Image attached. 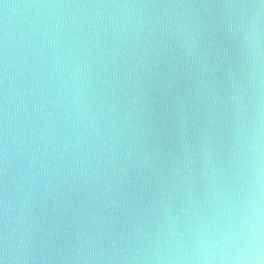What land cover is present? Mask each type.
I'll list each match as a JSON object with an SVG mask.
<instances>
[{
	"label": "clouds",
	"instance_id": "obj_1",
	"mask_svg": "<svg viewBox=\"0 0 264 264\" xmlns=\"http://www.w3.org/2000/svg\"><path fill=\"white\" fill-rule=\"evenodd\" d=\"M28 7L72 15L0 39V264H264V0Z\"/></svg>",
	"mask_w": 264,
	"mask_h": 264
},
{
	"label": "water",
	"instance_id": "obj_2",
	"mask_svg": "<svg viewBox=\"0 0 264 264\" xmlns=\"http://www.w3.org/2000/svg\"><path fill=\"white\" fill-rule=\"evenodd\" d=\"M48 2L54 3L56 0H4V3L16 6L7 10H5L3 4L0 3V39L3 38L4 31L7 30L9 33L10 57L13 60H16L17 58L21 60V64L18 66H23V57L21 56V53L25 51V48L21 41V37L27 38L30 33L31 29L29 28V21L36 19L37 17L45 19L49 15L53 17L59 15H72L67 9H37L35 7H28V5ZM87 11L89 15H95V10L89 9ZM76 14H81L80 10H77ZM5 20L7 21L6 24ZM212 39L216 40V45L220 49L219 59L223 62L221 71L218 72V76L220 77L219 83L222 85L225 79V74L230 68L238 71L235 65L236 46L233 41L224 39L223 37L213 36ZM29 59H31V54H29ZM20 79L21 77H18V82ZM230 134V128L225 127L223 135L226 143L230 142ZM222 158L227 160L226 150L222 152ZM225 167L227 169L228 165L226 164ZM216 179L218 182H222L226 185L228 180L234 179V177L227 174V179L222 177H217Z\"/></svg>",
	"mask_w": 264,
	"mask_h": 264
}]
</instances>
